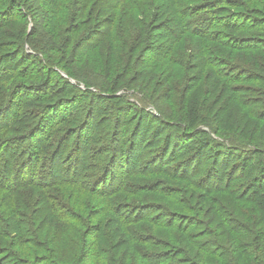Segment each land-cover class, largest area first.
<instances>
[{"label":"trees","instance_id":"trees-1","mask_svg":"<svg viewBox=\"0 0 264 264\" xmlns=\"http://www.w3.org/2000/svg\"><path fill=\"white\" fill-rule=\"evenodd\" d=\"M52 1L55 5L64 0ZM101 1L83 0L81 10H88L89 4L100 8ZM113 1L112 8L122 10L112 13L120 15L119 19L113 17L119 22L104 32L100 26L98 33L109 40L108 45L126 43L114 61L106 56L103 61L92 51L80 55L78 47L84 44L86 33L81 36L79 29L73 33L68 20L56 24L52 13L50 27L42 32L36 23L30 32V22L24 24L21 20L22 29L15 31L14 26H9L13 16L29 17L24 13L22 0H0V118L8 119L0 125V177L9 184L6 187L0 183V264H15L16 253L29 259L26 264H66L58 257V237L53 239L46 229L56 232L60 228L61 232L72 221L79 222L84 230L72 247L70 264H86V236L90 230L99 233L102 226L108 229L114 222L124 226V231L123 238L110 235L113 243L124 245L127 240L128 246L140 247V251L133 250V256L130 252L122 256L120 264H130L129 260L139 264L137 257L143 260L142 264H264V85L256 88L264 83V63L260 62L264 46L255 36L234 35L257 27V22L241 13L231 15L233 22L219 20L209 13V5L191 4L187 5L191 16L182 14L179 6L164 11L167 22L162 28L155 27L154 19L151 22L137 17L124 26L120 21L125 15L123 9L137 1ZM239 6L244 9L247 4H228L230 9ZM220 8L217 6L221 12ZM255 11L264 14L258 7ZM100 13L89 11V21L95 22ZM260 24L259 30H264V23ZM92 27L91 24L90 30ZM159 28L163 33H158ZM259 33L264 35V31ZM192 35L201 42L196 45L195 60L191 55L186 61H197V65H177L176 42ZM89 41L86 46L90 47L99 42ZM240 48L249 53H239ZM150 50L156 61L142 71L137 65L147 61L145 53ZM73 52L78 53V58L69 60L67 56ZM214 52L220 59H212ZM139 58L141 61L137 62ZM241 61L249 65H240ZM207 69L210 72L206 75ZM135 70H140L136 76ZM192 70L199 76L192 78ZM102 71L108 72L107 76L115 73L112 82L101 83ZM118 87L126 95L134 92L128 95L132 99H137L140 92L145 99L137 103L115 96ZM100 93L105 95L100 97ZM197 94H202V98ZM88 96L106 102L102 110L113 126L104 127L98 118L100 108L92 104L87 112L90 120L84 121L77 133L76 154L69 158L70 167L55 170L52 163L65 161L61 142L69 132L61 130L64 135L48 155L49 168L40 169L54 128L65 122L62 115L70 113L74 119V113ZM173 99L180 111L179 116L169 113L170 118L175 123V118L180 117L182 128L162 123L166 119L162 117L161 105L167 108L165 102ZM151 104L155 111L145 108ZM65 108L70 112H64ZM134 112L138 113V122L131 124ZM64 117L70 119L69 115ZM151 119L163 127L154 132L149 150L141 155L150 156L147 166L156 161L160 168L144 167L139 174H133L132 167L127 166L131 164L135 139L143 133L144 121ZM98 130L102 138L94 140ZM194 139L198 142L193 143ZM22 146L28 149L25 159L17 154ZM64 171L70 172L72 179ZM132 175L136 179L129 184ZM37 176H41L40 181ZM45 176L47 182L43 180ZM146 177L150 183H140ZM18 179L22 183L17 185ZM177 191L183 198L172 196ZM169 201L178 210L167 205ZM85 204H89L87 217L82 220L78 210L83 205L85 209ZM47 214L58 221L52 219L46 224ZM103 216L114 218H105L102 224ZM110 246V254L99 264L105 260L109 264L118 262L117 246Z\"/></svg>","mask_w":264,"mask_h":264},{"label":"rangeland","instance_id":"rangeland-1","mask_svg":"<svg viewBox=\"0 0 264 264\" xmlns=\"http://www.w3.org/2000/svg\"><path fill=\"white\" fill-rule=\"evenodd\" d=\"M136 1H137L136 5L127 6V9H125V8L123 9V12L125 15L124 16L122 15L120 21H121V24H123L124 26L131 21L132 17H137L139 19L145 18L146 20L151 21V22H153V19H154L155 27H161L162 25L166 26L167 18L166 19L164 18V15H165L164 11L170 12L179 6L182 9V14L191 16L192 15V13L190 11L191 7L187 6V5H191V4L193 6L209 5V7H210L209 13L212 15H215L216 18H219V20H222V19L226 20L227 19L228 22H233L231 15H233L235 13H241L243 15L245 14L246 16H249L250 19L255 20L258 24L257 27L251 28L248 31L240 32V33L234 34V35H236V36H249V37L255 36V37L259 38L257 41H259L261 43V46L262 47L264 46V44L262 45V43L264 42V35H260V33H259L261 31H264V30H259L261 27L260 23H264V14L263 15L258 14L256 11L253 12V9L257 8V7H258V10L259 9L264 10V0H224V2H223V0H136ZM81 2H83V0H75V1L64 0L62 2H57V3H55V5H53L52 0H25V1L22 0L21 5L23 6L24 13H27L29 15V17L27 18V17H24V16L22 17L21 15H19L17 18L16 16H13L12 19H14V20L9 26L10 27L14 26L15 31L16 30L20 31L23 27V24H21V22H20V20H21L22 22H24V24L27 22L28 23L30 22L29 23V31L30 32L32 31L33 28H36V24H38L39 29L42 32V31L46 30L47 27H50L49 15L52 13L53 19H54L56 24L63 23V22L68 20L69 26L72 29L73 33L78 29L80 31L79 34H81V36L84 33H86L83 36L84 44L79 45V47H78L79 48L78 53L80 55H84L85 53H89L88 51H92L93 54L98 55L99 58H101L102 60L105 59V56H106V57H108L114 61V57H115L117 51L122 49V47H121L122 45L125 46L126 41L124 44L120 43V44H114L113 45V43H111L110 45H108L109 40L106 41V40H104L105 39L104 37H102V36L100 37L98 30H99L100 26H102V28H101L102 32H104L106 29H114V24L117 25V23L119 21H115L113 19V17L119 19L120 15L113 16L112 13H114L116 11L121 12L122 10H119V9L115 10L114 9L115 7L112 8V5H115V2L113 0H102L100 3V4H102V7L98 8V6L96 4H91V5L89 4L88 10H85V12H84L81 10L82 6H83V3H81ZM124 2L125 1L122 0V3H124ZM122 3L120 5H123ZM229 3H231L232 5H235V6H237L238 3H246L247 6H246V8H244L246 10L243 12L244 9L242 6L236 7L234 9H230V7H228ZM217 6L222 7V8H220L221 12L217 9ZM149 9L152 10L151 13L147 12ZM227 10L229 12H225ZM89 11L95 12V14H98V11H100L101 12L100 14H102V15H101V17H98L95 20V22H90L89 21ZM127 12H128V14H127ZM91 24L93 26L92 30H90ZM161 28H159L158 33H163V31H161ZM5 30H6V33H8L10 35L9 27H7V29H5ZM24 32H25V30L21 31V33H24ZM138 35L139 34L137 32L136 36H138ZM187 36L182 38L180 41L178 38V42H176V44L178 43V46H177L178 50L175 51V59L177 61V65L179 63L187 62L189 64L193 63V66H195V65H197L196 64L197 61H193V60L191 61V59L186 61V59H187V56L194 55V60H195V57H197L196 45H197V43H200L201 41H199L198 38L193 37L194 35H192L188 38H187ZM86 37H89V38L84 40V38H86ZM89 40L99 41V42H94V47L86 46L87 43L90 42ZM129 48H130L129 45H128V47L126 46V50ZM256 50L260 51L259 49H256ZM262 51H263V58H262V60H260V62L264 63V50H262ZM108 52H109V54H108ZM238 52L242 53V54H248L249 53V52L242 50V48H240V50ZM0 53L2 54L3 51L1 50ZM78 53L73 52V53H71V55H69L67 57H69V60L71 58L76 59V58H78V55H77ZM125 53L127 55L128 51H125ZM143 53H145V51H143ZM145 57H146L147 61L145 63H142V65H137L140 67V69H142V71H145V69L143 67L147 68L148 63L150 65V62L153 64L156 61L155 57H154V52H152L151 50L149 52L145 53ZM110 59H108V60H110ZM124 59H127V56H124ZM212 59H220V56L217 54V52L213 53ZM246 59L249 60V58H246ZM140 61H141V58L137 59V62H140ZM240 65H249V64L246 61H241ZM71 66L73 68L77 67V65H71ZM129 67H132V65H129ZM100 70H101V65H99V71ZM139 72H140V70H135L134 75L135 76L138 75ZM209 72L210 71L207 69L205 71V74L207 75ZM262 72L264 74V70ZM101 75H102L101 83L103 85H106L109 83V81L112 82V79L114 78L115 73H112L111 76L110 75L107 76L108 72L102 71ZM194 76L198 77L199 74H197V71L192 70L191 77L193 78ZM127 83H128V81H127ZM72 84H75V83H72ZM262 85H264L263 82H261L259 85H256V88H259ZM127 87H129V85H127ZM118 89H119V91L117 92V94L115 96H123L124 99L128 97L131 102H135L137 100V103H141L142 98L145 99V96L142 94V92H140V94H138V93L136 94L137 99H132L128 95H130L131 93L134 94V92H131V93L126 95L125 90L120 89V87H118ZM163 90H164L163 94H165L167 92L166 88H164ZM75 94H73V95H75ZM102 95H105V94H101V93L99 94L100 97ZM152 95H153V93H152ZM197 95L201 98L203 96L202 94H197ZM106 96L110 97V95H106ZM160 96H161V94H160ZM83 98H84V96H82L80 98V94H79V99L83 100ZM242 98H244V96ZM100 102H102V103L99 104ZM92 104L97 105L100 108L101 113H100L98 118H101V121L104 122V124H105L104 127H112L113 126L110 120L108 123V120H107L108 118L105 117V111L102 110L104 105H107L106 102L100 101V99H97V98L95 99L94 97L91 98L90 96H88L87 98L84 99V102L80 106V109H78V112L74 113V115L76 114L74 116V119L72 118L70 113H66V114L62 115V120H65V122L60 123L57 128L56 127L54 128L53 133L51 135V138L47 142V145L44 149L46 156L44 157V160L42 159V163L38 166L40 169L41 168H45V169L49 168L50 161H49L48 155H50V153L53 151V146L56 145L58 143V141L60 140V138L62 137V135H64V133H61V130H67L69 132L67 138H64V140L61 142V146H62L61 157L65 161H63L62 164H60V163L58 164L59 160L53 161L52 163H53V167L55 168V170H57V169L59 170L61 166L63 168L65 165H67V166L69 165V162H70L69 158L75 156V154H76L77 133L82 129L83 122L86 120H90V118H91L90 113H87V112L89 111V108L92 106ZM165 105L167 108H165L164 105L162 104L161 107L163 109H160L162 111V117L166 119V120H163L162 123H173V120H171L169 113L176 112V113H178V116H179L180 109H178V107H177V102H176V100L174 102V99H173V102L172 101L165 102ZM191 106H193V108L194 107L198 108V105H196V104L195 105L191 104ZM145 108L151 112L153 110L155 111V109H153L152 104L150 106L148 105V107H145ZM64 112H70V111H69V109L65 108ZM9 114H10L9 117H11V115H13V110H10ZM9 114H6V116H8ZM86 114H87V116H86ZM98 114H99V112H98ZM65 115H69L70 119L68 117L65 118L64 117ZM133 116L134 117H133V119L130 120V123L136 124L138 121L135 119H136V117L138 118V113L134 112ZM178 116L175 118V123H173V124H177V126L182 128L183 122H181L180 117L178 118ZM7 121H8V119H6V118H0V125L5 124ZM73 122H76V124L73 125ZM258 122H260V121H258ZM109 124H110V126H109ZM142 125H143L142 126L143 133L138 134L137 138L135 139V143H136L135 145L136 146H135V149H134V151L131 155V158H130L131 164H130V166H127V167H132L131 171H133L132 172L133 174H139V172L144 167H145V170L151 169V168H160V166L158 165L159 163L156 161L151 162L147 166V163L149 161L148 159L150 158V156L145 157L144 155H141V154L144 150H149V148H150L149 143H150L151 137L154 135V132L156 130H158L160 126L163 127V125H161V122L158 123L157 121H153V119H151L149 121H147V120L144 121V123ZM100 132H101L100 130L97 131V133L94 137V140L98 139V138L99 139L102 138L100 135ZM191 141L193 143L198 142V141H196V139L191 140ZM95 142L98 143L99 141H95ZM138 147H141V148L138 149ZM26 149H27L26 146H22L21 150L18 149L17 154H19V156L23 159L26 158V152H25ZM180 155H181V153H180ZM212 155H214V153ZM106 157L110 158L108 156H106ZM69 167H70V165L68 166V168ZM175 170H177V169H175ZM64 172L68 174L67 178L72 179V175L70 174V172H67V171H64ZM180 173H182V170H180ZM185 173L189 174L188 172H185ZM119 175H120V171H118V169H117L115 171V176H116L117 180H118ZM7 177L9 178L8 175H7ZM12 178H13V175H12ZM39 178H41V176H37L38 181H40ZM135 179H136V176L132 175L131 178L128 179L129 184H131ZM18 180H19V182H17V185L22 183L21 179H18ZM43 180L47 182L48 176H45V178H43ZM6 182H7V180L3 176L0 177V183H2L3 186L7 185ZM29 182H32V181L29 180ZM143 182L144 183L145 182L150 183V181H149V179H147V177L142 178V181L140 183H143ZM17 185L13 184V186H17ZM20 186L21 185H19L18 188H20ZM28 187L29 186H26V188H28ZM3 189H5V188H3ZM68 189H73V188L68 187ZM4 194H5V192L3 193L2 196H4ZM77 196L80 198L81 194L77 193ZM172 196L183 198V195L180 194L179 191L175 192ZM182 198H180V199H182ZM114 199H116V198H114ZM16 201H17V196H14V203ZM98 201L103 202L104 200L102 201V200L98 199ZM185 201H186V199H185ZM129 202H133V201L130 200ZM171 203L172 202L169 201V202H167V205H170L174 210H178V209H176L177 207H175V205L171 204ZM187 203H188V200H187ZM88 205L89 204H85V209H84V205H83L78 210L82 220H85L87 217L86 207L88 209ZM48 214H49V212H48ZM48 214L46 215V216H49L46 224L52 222V219H53V217H51ZM136 215H138V212L136 213ZM103 217L104 218H103L102 224L105 222V220H106L105 218H108V220L114 218V216H108V217L103 216ZM132 218H135V216H132ZM57 221H58V219L55 217L53 219V222H57ZM70 223L71 224L68 226L64 225V229L61 232H60V228L56 232H54L55 230L51 231L50 228L46 229V233L52 235L53 239H54V237H58V238H56L59 240V243L57 244V247L59 250L58 257H59V260L62 261V263L64 262L66 264L71 263L70 255H72V251H71L72 247H74V244L78 243V240L81 239V236L83 235L82 232L84 230V229L82 230L80 228V226H78V224H80L79 222L72 221ZM31 227L33 228V226H31ZM175 227L177 228L178 224H176ZM33 230H34V228H33ZM123 231H124V226H121V224H118L116 222L109 225L108 229H104L102 226V231L99 233H98V231L96 232L94 229L90 230V232L86 236V240H87L86 241V249L88 248L86 257L89 255L88 260L86 261V264H99V261H101L103 259V257L110 254V252L112 250V249H110L111 248L110 245H113V247L117 246L116 250H118V253H116L115 258H117L118 262H116V264H120L121 257L127 255V252H130V255H132L134 249L137 248V250L140 251L139 246H136V248H135L134 245L128 246L127 244H125V243H127V240L124 241L125 243L123 242L124 245L122 243L116 245V243H113L110 240L112 238L111 236L113 234L116 235V239H117V235H120V237L123 238ZM12 235L16 236V234L13 231H12ZM14 239H17V238L15 237ZM116 239H115V241H116ZM51 246H53V245H51ZM125 249H126V252H125V254H123ZM148 250H149V248L146 249V252ZM16 254L18 255L19 258L14 257L15 264H26L25 260H29L25 256H21L18 253H16ZM137 261L139 264L143 263V260L139 259V257H137ZM129 262H130V264H133L131 262V260H129ZM101 263L102 264H109V260L102 261ZM74 264H77V263L74 262ZM81 264H83V263H81Z\"/></svg>","mask_w":264,"mask_h":264}]
</instances>
